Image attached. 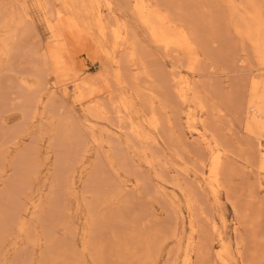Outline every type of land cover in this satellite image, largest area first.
Segmentation results:
<instances>
[{"label":"rangeland","instance_id":"374dc122","mask_svg":"<svg viewBox=\"0 0 264 264\" xmlns=\"http://www.w3.org/2000/svg\"><path fill=\"white\" fill-rule=\"evenodd\" d=\"M152 1L0 0V264H264V0Z\"/></svg>","mask_w":264,"mask_h":264},{"label":"bare ground","instance_id":"6f19581e","mask_svg":"<svg viewBox=\"0 0 264 264\" xmlns=\"http://www.w3.org/2000/svg\"><path fill=\"white\" fill-rule=\"evenodd\" d=\"M152 1V0H151ZM153 2V1H152ZM128 3V2H127ZM144 3V2H143ZM142 3V4H143ZM254 4V3H253ZM161 7V6H160ZM140 8H141V6H140ZM162 8V7H161ZM150 15V14H149ZM153 15V14H152ZM157 16H158V14H156ZM172 16V15H171ZM153 17V16H152ZM155 17V16H154ZM149 18V17H148ZM151 18V17H150ZM167 18V17H166ZM151 19H153L154 20V18H151ZM160 19V18H159ZM177 19H178V17H177ZM62 20V19H61ZM147 20V19H146ZM172 20H173V18H172ZM63 21V20H62ZM164 21V20H163ZM179 21V20H178ZM177 21V22H178ZM149 22H151V21H149ZM155 22V21H154ZM176 22V21H175ZM156 23V22H155ZM63 24V23H62ZM62 24H61V26H62ZM65 24V23H64ZM158 24V23H157ZM152 25V24H151ZM65 26H67V25H65ZM69 26V25H68ZM108 26V25H107ZM149 26V25H148ZM159 26V25H158ZM113 27V26H112ZM131 27V26H130ZM63 28H64V25H63ZM71 28V27H70ZM156 28V27H155ZM154 28V29H155ZM158 28V27H157ZM67 29H69L68 27H67ZM159 29H160V27H159ZM65 30V29H64ZM162 30H163V28H162ZM75 31V30H74ZM77 31V30H76ZM75 31V32H76ZM109 31V30H108ZM69 32H71V31H69ZM112 32V31H111ZM163 32V31H162ZM167 32V31H166ZM179 32V31H178ZM64 33V32H63ZM156 33V32H155ZM159 33H161V32H159ZM178 34V33H177ZM114 35H115V33H114ZM113 35V36H114ZM161 35V34H160ZM172 35V34H171ZM179 35V34H178ZM130 36V35H129ZM155 36V35H154ZM157 37V36H156ZM155 37V38H156ZM167 37V36H166ZM176 37H177V35H176ZM113 38V37H112ZM116 38V37H115ZM133 39V38H132ZM172 39H173V37H172ZM113 40V39H112ZM162 40V39H161ZM163 40H165V39H163ZM187 40V39H186ZM66 41V40H65ZM157 41H159V40H157ZM180 41H182V43L180 42ZM256 41H257V39H256ZM260 42V41H259ZM79 43H81V42H79ZM123 43V42H122ZM162 43V42H161ZM197 43V42H196ZM63 44V43H62ZM167 44V43H166ZM179 44L181 45V46H183L184 44H185V42H184V39H182V38H180V40H179ZM260 44H261V42H260ZM140 45V44H139ZM142 45V44H141ZM192 45V44H191ZM190 45V46H191ZM262 45V44H261ZM64 46V45H63ZM112 46H114V45H112ZM119 46V45H118ZM257 47H259V49L258 50H260V48L262 47H260L259 46V44H258V46ZM264 47V46H263ZM261 48V49H264V48ZM51 48V47H50ZM56 48V47H55ZM63 48V47H62ZM118 49V48H117ZM125 49V48H124ZM161 49V48H160ZM65 51V50H64ZM262 51H264V50H261V52ZM176 52V51H175ZM261 52H260V54H261ZM52 53V52H51ZM263 54V53H262ZM55 55V54H54ZM258 55V54H257ZM59 57V56H58ZM62 57V56H61ZM199 57V56H198ZM261 57V56H260ZM151 58V57H150ZM194 58V57H193ZM54 59V58H53ZM148 61V60H147ZM190 61V60H189ZM263 63V62H262ZM264 64V63H263ZM187 83V82H186ZM177 86V85H176ZM186 87H188V86H186ZM183 87H181V89H182ZM189 88V87H188ZM194 88V87H193ZM183 90V89H182ZM178 91H180L181 92V90H178ZM185 92V91H184ZM183 91H182V93H184ZM194 93V92H193ZM185 94H186V92H185ZM12 95V94H11ZM181 95H184V94H181ZM195 96V95H194ZM193 97V96H192ZM196 97V96H195ZM183 98V97H182ZM186 98V97H185ZM251 105H252V103H251ZM122 114V113H121ZM155 122V121H154ZM139 124V123H138ZM131 129V128H130ZM260 135V134H259ZM145 136V135H144ZM143 136V137H144ZM215 137V136H214ZM216 138V137H215ZM218 141V140H217ZM214 142V141H213ZM217 143V142H216ZM218 144H220V143H218ZM11 145V144H10ZM205 146H207V145H205ZM209 146V145H208ZM208 146H207V148H208ZM210 148H211V146H209ZM218 147H220V146H218ZM222 148V147H221ZM212 149V148H211ZM208 150V149H207ZM209 151V150H208ZM215 152V151H214ZM218 152V151H217ZM220 153V152H219ZM222 153V152H221ZM262 153V152H261ZM209 154H210V152H209ZM210 156H212V155H210ZM263 157V156H262ZM208 158H210L209 157V155H208ZM212 158H213V168H212V171H211V175L210 176H213L214 177V179L216 178V177H219L218 175V172H220L219 171V169H220V165H221V157H220V155L217 153H215L214 154V156H212ZM262 160V159H261ZM261 160H260V162H261ZM212 162V161H211ZM260 165H262V164H260ZM226 165H224V167H225ZM262 169V168H261ZM223 172H224V170H223ZM223 175H224V173H223ZM209 176V177H210ZM213 179V178H212ZM224 182H223V180H222V184H223ZM223 186V185H222ZM190 205V204H189ZM191 206H192V203H191ZM190 206V207H191ZM212 221V220H211ZM193 226V225H192Z\"/></svg>","mask_w":264,"mask_h":264}]
</instances>
